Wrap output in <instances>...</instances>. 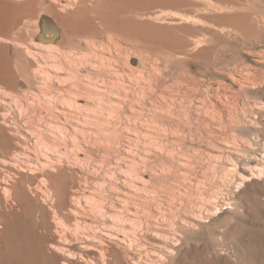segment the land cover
I'll use <instances>...</instances> for the list:
<instances>
[{
    "label": "rangeland",
    "instance_id": "374dc122",
    "mask_svg": "<svg viewBox=\"0 0 264 264\" xmlns=\"http://www.w3.org/2000/svg\"><path fill=\"white\" fill-rule=\"evenodd\" d=\"M248 5L264 12L261 0ZM215 45L214 55L241 50L236 43ZM255 59L243 60L250 71L263 72L261 82L248 87L251 93L200 76L203 68L190 64L177 70L187 80L174 74L150 88L118 84V90L92 83L77 92L79 101L45 103L49 110L42 114L41 129L48 139L42 162L76 166L75 180L82 189L70 219L56 207L45 181L38 201L29 194L25 220L35 219L27 220L25 229L32 242L40 240L33 227L40 222V241L53 251L51 233L56 240L65 233L78 238L79 248L84 242L98 245L116 232L121 246L142 251L136 262L122 254L112 255L108 264H151L164 254L169 256L166 264H264V68ZM21 106L32 110L35 104ZM59 137L65 148L55 150L53 141ZM35 202L43 206L42 213ZM28 209L36 211L29 214ZM65 252L58 250L70 256Z\"/></svg>",
    "mask_w": 264,
    "mask_h": 264
},
{
    "label": "bare ground",
    "instance_id": "6f19581e",
    "mask_svg": "<svg viewBox=\"0 0 264 264\" xmlns=\"http://www.w3.org/2000/svg\"><path fill=\"white\" fill-rule=\"evenodd\" d=\"M248 1L0 0V264H58L60 260L62 264H102L107 260L108 264L112 255L120 258L124 254L130 262L142 257V251L135 253L119 244L118 232L98 245L84 242L79 248H75L78 238L65 233L56 240L57 234L51 233L53 251L41 242L37 229L43 225L39 222L33 227L41 241L36 238L38 241L32 242L31 231L25 229L30 219L27 215L25 220L24 210L29 194L36 199L45 181L48 192L56 198V207L70 219L76 213L73 201L82 189L75 180L76 166V170L64 166L63 160L51 165L42 162L48 139L41 129L42 114L49 110L45 105L79 101L77 92L87 90L92 83L118 90V84L150 88L161 77L174 74L187 80L177 70L190 64L203 68L200 76L213 81L220 78V83L229 81L241 92L251 93L248 87L259 82L263 72L250 71L243 62L255 55L254 63L264 68V12L250 7ZM219 43L241 44V50L214 55ZM257 48L260 50L254 51ZM26 101L35 107L23 109ZM21 131L27 135L22 136ZM60 144V137L53 141L55 150ZM34 205L43 212V206ZM33 211L28 209L29 214ZM58 250L70 256L58 254ZM168 257L161 255L151 264H166Z\"/></svg>",
    "mask_w": 264,
    "mask_h": 264
}]
</instances>
